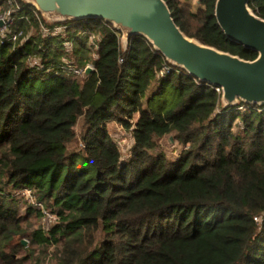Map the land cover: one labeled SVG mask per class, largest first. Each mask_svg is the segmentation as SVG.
Masks as SVG:
<instances>
[{
    "label": "trees",
    "instance_id": "16d2710c",
    "mask_svg": "<svg viewBox=\"0 0 264 264\" xmlns=\"http://www.w3.org/2000/svg\"><path fill=\"white\" fill-rule=\"evenodd\" d=\"M165 1L187 36L256 57L221 30L216 0L194 11ZM14 4L0 0V11ZM249 6L264 19V0ZM27 14L11 26L22 43L0 39V264H264V106L222 109L220 94L184 71L158 76L164 58L141 36L123 51L110 23L67 22L64 34L43 35ZM92 48L86 78L66 70ZM80 120L83 148L70 150ZM110 121L132 133L125 160ZM169 134L186 147L174 160L153 152ZM23 188L57 216L47 232H27L10 193ZM23 235L31 247L20 255Z\"/></svg>",
    "mask_w": 264,
    "mask_h": 264
},
{
    "label": "water",
    "instance_id": "95a60500",
    "mask_svg": "<svg viewBox=\"0 0 264 264\" xmlns=\"http://www.w3.org/2000/svg\"><path fill=\"white\" fill-rule=\"evenodd\" d=\"M48 24L98 19L120 33L126 51L133 36L145 38L174 68L221 90L222 109L241 103L264 106V19L249 0H216L215 17L226 37L257 55L248 60L187 36L165 0H22ZM94 66L85 65L86 78ZM24 243V241H22Z\"/></svg>",
    "mask_w": 264,
    "mask_h": 264
},
{
    "label": "rangeland",
    "instance_id": "374dc122",
    "mask_svg": "<svg viewBox=\"0 0 264 264\" xmlns=\"http://www.w3.org/2000/svg\"><path fill=\"white\" fill-rule=\"evenodd\" d=\"M184 4H188L191 9L197 10L199 7L198 0H180ZM74 36H77L74 34ZM64 46L66 47L65 50L68 51V55L71 56V49L68 42L64 43ZM94 57V48L91 50H85L82 49L79 54H77L76 58H73L72 60L68 61L66 59V62H69V65H78L82 66L88 61H91ZM34 62V61H32ZM48 83V82H47ZM59 82L55 81L53 83L47 84V89H52L56 86H58ZM43 88L45 86L43 85ZM109 133L111 138L116 142L117 145L120 147L121 152V158L122 160L127 159L130 156V147L133 145L132 140V133L130 130L125 129L122 127L121 124L110 121L108 123ZM77 137L69 145L70 150H79L83 148V141H82V133H83V123L80 120L79 123L75 126ZM186 147L178 142L176 137L173 134H169L166 136H163L157 140V145L155 149L153 150L154 153H163L167 158L174 160L177 157L181 155V152ZM10 193L13 195L14 199L18 201V211L19 213L24 216L23 224L26 226H29L27 232H31L34 229L42 228L45 232L48 231L49 228H51L57 221V216L54 212H52L49 208H46L44 205H41L40 203L36 202L34 194L31 190L27 188L23 189H10ZM29 206L33 207L32 212H26L27 208ZM24 241V243L22 242ZM15 243H21L22 246L19 247V253L20 255H24L26 251L31 247V241L30 237L28 235L23 236H17L14 239ZM33 249L38 253L40 251V248L37 246H34ZM55 249V244H50L48 246V251L52 252ZM48 258H45L41 260L42 262L48 264L51 263V260Z\"/></svg>",
    "mask_w": 264,
    "mask_h": 264
},
{
    "label": "built area",
    "instance_id": "2783aa9c",
    "mask_svg": "<svg viewBox=\"0 0 264 264\" xmlns=\"http://www.w3.org/2000/svg\"><path fill=\"white\" fill-rule=\"evenodd\" d=\"M9 2L15 5L14 8H9L6 10H1L0 11V39H8L11 40L13 43H16L17 41H19L20 43H22L27 37L23 36V33L21 30L18 31H13L11 29V26L14 22V14H16L17 16H19V18L21 19H28V11H31L32 14L39 20L40 25H41V30H42V34L43 35H58V34H64L66 32L67 29V24L65 23H54V24H48L45 22L43 23L41 21V15L40 13L34 9V8H24L21 5H19L18 3L15 2V0H9ZM92 39V37H91ZM120 61H122V59H120ZM89 65H92L91 63H88ZM87 65V64H86ZM93 66V65H92ZM85 67V66H84ZM84 67L78 66V65H69L66 70L68 72H72L74 74H82ZM177 68H174L173 66H171L170 64H168L165 60L162 64V67L160 68V70L158 71V76H164L165 74H167L170 70H175ZM180 70V69H179ZM208 85V84H207ZM211 86V85H209ZM212 88L215 89V91H217L220 95H221V90L219 87H214L211 86ZM247 106H250L248 104H240L236 107H233L236 110H245ZM133 140V144H134V139L132 137ZM119 147V145H117ZM133 146V145H132ZM120 149V147H119ZM131 149L132 147H130V153H131Z\"/></svg>",
    "mask_w": 264,
    "mask_h": 264
}]
</instances>
